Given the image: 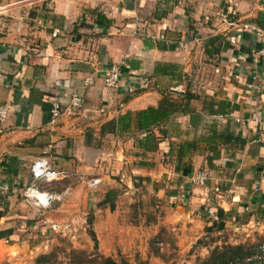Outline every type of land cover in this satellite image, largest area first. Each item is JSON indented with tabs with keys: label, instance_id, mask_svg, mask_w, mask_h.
Returning a JSON list of instances; mask_svg holds the SVG:
<instances>
[{
	"label": "crops",
	"instance_id": "crops-1",
	"mask_svg": "<svg viewBox=\"0 0 264 264\" xmlns=\"http://www.w3.org/2000/svg\"><path fill=\"white\" fill-rule=\"evenodd\" d=\"M246 24L264 29V0H0V105H14L0 123V164L11 165V173L0 166V231L13 230L0 246L18 253L23 230L66 222L70 232L86 214L97 239L111 240L108 205L142 184L161 211L150 223L127 217L122 239L168 223L208 226L220 216L264 223L263 134L251 120L264 113V59ZM114 63L122 70L117 88L105 82ZM91 76L94 84L83 88ZM76 89L85 104L69 111ZM188 92L195 97L186 110L150 133L87 145L88 133L99 137L106 122L166 96L182 102ZM55 95L65 112L52 123ZM41 157L65 173L39 185L63 195L49 209L24 197ZM198 172L208 177L203 186L192 182Z\"/></svg>",
	"mask_w": 264,
	"mask_h": 264
},
{
	"label": "rangeland",
	"instance_id": "rangeland-1",
	"mask_svg": "<svg viewBox=\"0 0 264 264\" xmlns=\"http://www.w3.org/2000/svg\"><path fill=\"white\" fill-rule=\"evenodd\" d=\"M120 195L114 209L108 205L111 213H108L106 219L111 229L109 233L113 235L112 239H98V249L95 248V241L90 234L93 229V215L86 214L84 221L70 232L64 231L66 222L60 223L63 229L47 228L48 230L43 231L40 225L35 231L23 230L21 240L14 242L18 243L15 246H20L21 251L17 253L14 246L13 252L9 253L10 250L0 246V264H41L39 259L43 255L49 259L47 264H95L93 261L97 259V254L104 253L111 254L116 259L126 258L130 264H198L199 259L208 257L217 246L260 243L264 238L262 222L251 219L240 222L225 219L210 229L195 223H168L164 228L153 227L154 234L146 232L148 235L143 236L145 234L140 231L139 240H127L125 237L122 239L120 232H127V217L129 221L136 220L132 206L138 207L140 203L144 205L141 206L142 209L139 206L136 212L137 218L142 220L145 218V212L155 209L152 207L155 201L152 198L153 192L144 184L135 186L131 191H122ZM173 227L176 229L173 230ZM157 250L160 256L156 254Z\"/></svg>",
	"mask_w": 264,
	"mask_h": 264
},
{
	"label": "trees",
	"instance_id": "trees-1",
	"mask_svg": "<svg viewBox=\"0 0 264 264\" xmlns=\"http://www.w3.org/2000/svg\"><path fill=\"white\" fill-rule=\"evenodd\" d=\"M97 16L98 23L103 25L107 24V19L104 15L98 13ZM194 97L195 95L188 92L183 97L182 102H180L172 99L170 96H166L161 100L158 106H151L135 113L128 112L122 114L117 119H113L103 124L99 131V137H96L94 132H89L86 139L87 145L100 148L103 145L104 138L108 135L127 136L130 135L133 130L140 135L150 133L155 127L167 122L174 113L186 110L188 102ZM0 166L3 168L4 172L11 173L9 169L11 165L1 163ZM15 174L18 175V173ZM32 180V182H35L33 175ZM152 198L155 201L152 205V207H154L157 204V201L160 200L154 196ZM140 204V209H142L141 206L144 205H142V203ZM110 206L114 209L115 203H112ZM132 207L135 209L133 217L136 219L133 220V222L138 223V220H140V217L137 218L138 215L136 214L138 207L136 205H133ZM160 210L161 209H156L155 207L153 211H148V213L145 212L144 216L147 217V222L150 223L152 217L157 213L156 211L159 212ZM141 215L142 214H140V216ZM250 219L251 218L249 217L247 219H241V221ZM223 220H225V218L220 216L219 219L213 220L207 228H213L216 224L222 223ZM90 234L95 241V248L98 249V239L95 231L91 229ZM12 235V229L0 231V239H9ZM156 254L159 255L160 252L157 250ZM48 260V257L43 255L41 259H39V262L41 264H47ZM93 262L95 264H130L129 260L126 258L116 259L112 256H105L104 254H97V259ZM198 264H264V238L261 239L260 243L239 245L225 244L223 246H217L210 252L208 257L205 259H199Z\"/></svg>",
	"mask_w": 264,
	"mask_h": 264
},
{
	"label": "built area",
	"instance_id": "built-area-1",
	"mask_svg": "<svg viewBox=\"0 0 264 264\" xmlns=\"http://www.w3.org/2000/svg\"><path fill=\"white\" fill-rule=\"evenodd\" d=\"M245 29L249 32L256 34L259 41L261 42V48L258 54L264 59V29L253 24H246ZM139 34V31L135 30L134 35ZM160 41L168 42L165 34L159 35L157 37ZM122 79L121 66L117 63L111 65L105 78L106 85L109 87L117 88L119 87ZM94 84V78L88 77L83 82V88H88ZM133 93L135 91L134 87L129 88ZM85 97L83 93L76 89L72 92L69 105L67 110L76 111L84 107ZM14 105L11 102H5L0 105V123H4L9 115L13 112ZM65 112L62 100L59 96L55 95L52 101L51 116L52 123H55ZM251 120L257 122L261 126L263 142H264V113L261 111H254L251 115ZM31 172L34 177L35 184L29 186L24 191V197L26 200L42 209L51 208L52 204L56 200H61L63 195L56 194L47 190H43L39 185L40 183H50L62 179L65 173L62 170L56 168L47 158L41 157L36 159L31 167ZM208 177L204 172L195 173L192 176V182L197 185H205L207 183ZM90 186H95V181L89 182ZM51 227L54 230L59 229V225L52 224Z\"/></svg>",
	"mask_w": 264,
	"mask_h": 264
}]
</instances>
